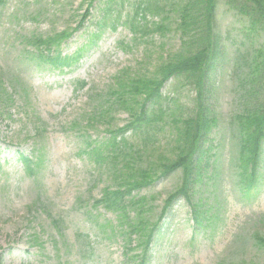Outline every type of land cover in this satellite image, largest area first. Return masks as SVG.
Segmentation results:
<instances>
[{"label": "rangeland", "instance_id": "obj_1", "mask_svg": "<svg viewBox=\"0 0 264 264\" xmlns=\"http://www.w3.org/2000/svg\"><path fill=\"white\" fill-rule=\"evenodd\" d=\"M141 1L147 6L146 0H96L91 7V0H0V264H136L145 228L180 186L177 170L131 192L124 211L104 204L118 181L174 157V123L195 105L193 87L170 79L160 90L164 100L148 106L155 124L125 133L123 153L105 147L143 99L127 94L126 110L114 92L129 81L151 79L180 45L176 23L185 0H155L149 13L165 9L152 10L149 25L136 18ZM235 3L216 4L224 59L209 84L218 122L209 167L192 195L197 209L182 198L172 204L145 264H264L258 241H264V145L253 193L245 195L233 121L248 102L240 89L244 64L264 39L247 31ZM161 24L163 31L155 29ZM60 34L51 49L77 56L70 68L40 62L43 43L33 44ZM81 82L86 87L76 91ZM18 155L34 163L29 170ZM132 219L143 220L134 236Z\"/></svg>", "mask_w": 264, "mask_h": 264}, {"label": "trees", "instance_id": "obj_2", "mask_svg": "<svg viewBox=\"0 0 264 264\" xmlns=\"http://www.w3.org/2000/svg\"><path fill=\"white\" fill-rule=\"evenodd\" d=\"M96 0H91L92 3ZM141 1L135 10L136 18H140L142 24L149 25L148 15L152 10L163 11L164 6H159L150 10V4L155 0ZM233 9L246 19L247 31L264 39V0H235ZM149 3V4H148ZM217 0H185L180 4L177 15L176 32L178 33L179 48L160 63L156 74L151 79L129 81L122 84L121 91L114 92L113 99L125 105L128 110L127 94L132 91L138 93L139 98L143 96L142 103L136 113L131 114L132 119L129 124L117 133L110 134L105 147L118 153L125 151L126 141L124 134L127 132L142 131L143 128L155 124L153 118L149 117L152 110L148 111L149 105H159L164 97L161 88L165 82L173 78L181 79L186 85L195 90L194 110L189 115L180 117L174 124L176 127L177 145L174 150V157L168 158L153 166L146 164L140 168V173L136 176H129L120 181L119 187L114 192H108L104 196V204L107 210L124 211L126 205L130 208L129 198L131 192L139 188L148 187L160 177H165L177 170L182 173L181 184L178 189L172 192L164 202L162 211L157 221L150 228L144 231V242L142 249L144 253L136 264H145L147 250L158 232V228L172 204L182 198L195 212L197 207L192 203V195L195 185L201 181L204 171L209 167V153L212 151L210 136L217 126L218 118L211 105L209 84L211 77L218 70L224 59L222 38L216 30L215 11ZM237 5V7H236ZM109 14L108 11L105 13ZM85 20L82 17L80 24ZM151 25V23H150ZM164 26V25H163ZM162 24L155 26V29L163 31ZM132 28V26H131ZM64 36V35H63ZM62 35L44 40L38 39L33 44L43 43L40 46V62L48 63L53 68L64 69L72 67L78 57L61 56L58 51L52 50V46H58ZM31 44V45H33ZM249 54V62L244 64V76L241 79L240 89L246 94L248 102L243 110L233 118L239 136V181L243 186L245 195H251L254 190L257 174L259 171L262 148L264 145V46ZM47 53V54H46ZM55 54V58H49L48 54ZM43 54H46L43 56ZM86 87L84 82L77 85L76 91ZM107 111V109H106ZM159 111L166 115V112L159 108ZM105 111L99 113L101 116ZM95 153V152H94ZM21 164L29 170L34 164L26 157L18 155ZM128 162V161H127ZM136 165L135 158L132 162ZM38 165V164H36ZM31 170V169H30ZM119 179V178H118ZM125 216V215H124ZM143 220L139 219L130 225V236L139 234L136 228ZM200 223L198 222V225ZM264 244V241L258 239Z\"/></svg>", "mask_w": 264, "mask_h": 264}]
</instances>
